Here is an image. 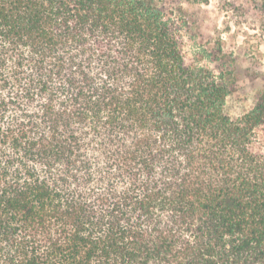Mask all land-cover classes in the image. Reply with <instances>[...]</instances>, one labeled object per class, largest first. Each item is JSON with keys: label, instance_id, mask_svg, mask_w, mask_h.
<instances>
[{"label": "trees", "instance_id": "1", "mask_svg": "<svg viewBox=\"0 0 264 264\" xmlns=\"http://www.w3.org/2000/svg\"><path fill=\"white\" fill-rule=\"evenodd\" d=\"M237 69L173 0H0V264H264Z\"/></svg>", "mask_w": 264, "mask_h": 264}, {"label": "rangeland", "instance_id": "2", "mask_svg": "<svg viewBox=\"0 0 264 264\" xmlns=\"http://www.w3.org/2000/svg\"><path fill=\"white\" fill-rule=\"evenodd\" d=\"M179 5L200 42L221 43L237 61L235 92L226 110L237 119L255 105L264 89V0H173ZM188 39V49H192ZM264 146V128L259 130Z\"/></svg>", "mask_w": 264, "mask_h": 264}]
</instances>
